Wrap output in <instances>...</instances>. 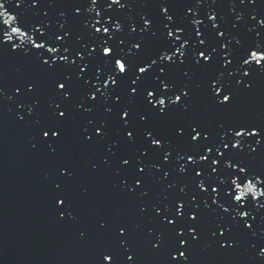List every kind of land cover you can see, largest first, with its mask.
Returning <instances> with one entry per match:
<instances>
[{
    "label": "snow or ice",
    "instance_id": "6c2138e0",
    "mask_svg": "<svg viewBox=\"0 0 264 264\" xmlns=\"http://www.w3.org/2000/svg\"><path fill=\"white\" fill-rule=\"evenodd\" d=\"M12 2L0 0V56L22 55L36 73L11 95L0 85V104H15L17 122L32 129L31 150L57 161L47 175L58 221L80 220L74 188L81 199L90 194L80 164L61 159L74 139L89 150L87 174L110 177L142 222L127 207L97 214L93 227L110 244L93 264H143L137 233L162 264H196L198 249L236 256L242 248L250 264H264V168L255 166L264 121L210 127L193 115L200 101L232 113L264 83V3L229 0V22L219 0H185L180 15L173 0H140L138 18L134 0H67L71 17L60 11L53 24L48 11L35 20L16 10L47 6L42 0H18L10 11ZM88 238L84 227L78 239Z\"/></svg>",
    "mask_w": 264,
    "mask_h": 264
},
{
    "label": "water",
    "instance_id": "95a60500",
    "mask_svg": "<svg viewBox=\"0 0 264 264\" xmlns=\"http://www.w3.org/2000/svg\"><path fill=\"white\" fill-rule=\"evenodd\" d=\"M18 0H13L10 11L16 9ZM136 6L130 14L137 16L146 9L140 6V0H134ZM180 5L174 11L180 15L186 11L182 7L185 0H173ZM264 3V0H260ZM42 8L22 9L35 20H42L43 12L50 13L47 19L53 24L59 19L60 11H71L66 7L67 0H55ZM217 10L231 22L234 14L229 0H219ZM154 14L158 9H147ZM206 10V9H205ZM251 9L237 8V11ZM38 12V16H33ZM91 15H95L92 13ZM79 31V26H76ZM245 39L247 36L245 34ZM18 42V41H17ZM30 47V46H29ZM36 73L33 62L17 54L0 56V85L5 86L11 95L12 85L18 80ZM264 81V77L259 78ZM11 107L13 112H9ZM16 105L4 101L0 104V264H93L97 250L110 244L104 234L97 233L93 220L97 214L118 215L124 208L129 209V218L142 223L135 214V209L124 199L118 198L111 190L110 177H90L86 170V159L89 150L73 141L62 154L61 159H71L81 166L80 182L89 187L88 197L80 198L78 189H73L80 209V220L77 223L61 222L52 205L51 179L49 172H54L57 161L50 160L46 153L32 151L29 139L32 129L18 123L15 112ZM197 118L203 117L210 127L217 120L253 119L264 121V83H258L255 94L244 95L237 109L232 113H219L211 110L203 101L198 102L193 113ZM177 114L174 120L183 119ZM264 168V155L255 164ZM88 227L89 238L78 239L79 231ZM136 244L143 264H162L163 256L151 253L143 244V234H136ZM249 253L242 248L236 256H224L211 249H198L196 264H250Z\"/></svg>",
    "mask_w": 264,
    "mask_h": 264
}]
</instances>
